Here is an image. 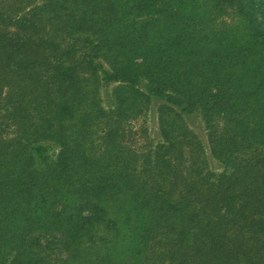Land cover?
<instances>
[{
  "label": "trees",
  "instance_id": "trees-1",
  "mask_svg": "<svg viewBox=\"0 0 264 264\" xmlns=\"http://www.w3.org/2000/svg\"><path fill=\"white\" fill-rule=\"evenodd\" d=\"M0 264H264V0H0Z\"/></svg>",
  "mask_w": 264,
  "mask_h": 264
},
{
  "label": "rangeland",
  "instance_id": "rangeland-1",
  "mask_svg": "<svg viewBox=\"0 0 264 264\" xmlns=\"http://www.w3.org/2000/svg\"><path fill=\"white\" fill-rule=\"evenodd\" d=\"M109 93L111 94L114 91V85L109 87ZM107 89H102V96L103 98H107ZM159 102H153L150 106V111L148 112L147 116V125L149 126L151 137L155 138L157 137V131H158V121H157V114H156V108L158 106ZM197 122L193 124V127H195L199 132L201 133V136L206 139L205 132L202 127V123L200 122V118H194Z\"/></svg>",
  "mask_w": 264,
  "mask_h": 264
}]
</instances>
